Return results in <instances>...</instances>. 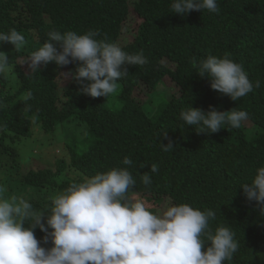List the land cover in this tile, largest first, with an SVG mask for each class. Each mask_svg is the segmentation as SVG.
I'll return each mask as SVG.
<instances>
[{"label": "trees", "instance_id": "16d2710c", "mask_svg": "<svg viewBox=\"0 0 264 264\" xmlns=\"http://www.w3.org/2000/svg\"><path fill=\"white\" fill-rule=\"evenodd\" d=\"M129 1L0 0V33L15 29L26 39L19 51L0 44V52L8 55V71L18 82L15 87L7 73L0 74V187L6 190L0 196L23 197L33 208L46 210L52 192L127 169L136 181L129 199L143 200L157 215L181 204L212 210V234L228 227L238 243L232 260L224 264H264V204L249 201L241 188L264 167V0H216L217 12L202 9L187 15L173 12L174 0H134L133 11L142 23L132 42L122 44ZM53 31L98 32L95 39L116 43L129 55L142 52L147 63L125 65L128 73L117 81L116 92L92 98L72 75H62L75 74L78 61L41 64L31 71L30 55ZM56 47L62 51L60 44ZM225 53L253 84V91L237 101L214 91L192 64L193 57L199 62ZM164 77L180 86L179 96L162 89ZM140 83L147 102L134 96ZM190 106L205 113L213 108L245 111L248 120L239 128L225 123L218 133L197 134L199 126L181 118ZM58 128L68 159L52 166L31 157L20 160L12 146L16 140L47 136ZM166 131L174 142L167 152L161 147L168 144L162 136ZM125 157L130 165L123 163ZM152 164L157 172H150ZM70 171L75 177L59 182ZM144 173H149L150 185L142 183ZM45 235L35 230L41 246L51 248V241L43 243ZM209 246L206 241L205 250Z\"/></svg>", "mask_w": 264, "mask_h": 264}, {"label": "clouds", "instance_id": "9594fccd", "mask_svg": "<svg viewBox=\"0 0 264 264\" xmlns=\"http://www.w3.org/2000/svg\"><path fill=\"white\" fill-rule=\"evenodd\" d=\"M133 2L129 1V15ZM171 8L180 15L202 9L218 11L216 0H174ZM98 35L92 31L83 35L72 31L50 32L48 41L30 55L27 64L35 71L41 64L55 62L67 66L78 61L80 66L75 74L62 75H72L83 94L106 98L116 92L117 81L127 75L125 65L143 66L147 60L142 52L129 55L116 43L95 39ZM2 43H9L19 51L26 39L12 29L0 33ZM56 44H60L62 51H58ZM229 56L228 53L223 58L209 56L199 62L193 57L192 64L201 78L210 80L214 91L237 101L253 91V84L242 66ZM8 70V55L0 52V74ZM162 80L164 84L169 81L176 90L169 93L165 86V92L179 96L180 86L170 77ZM255 86L259 87V82ZM139 88H143L142 83L134 96ZM181 118L189 126H199L195 129L197 134L218 133L225 123L232 128L241 127L248 120V113L215 108L205 113L190 106L181 112ZM162 136L168 139V132ZM161 147L167 152L174 148V142L168 139V144ZM123 163L130 165L132 161L125 157ZM157 171V165L152 164L150 172ZM141 181L150 185L149 173L142 174ZM135 184L127 169H113L72 183L50 198L51 205L46 210L33 208L23 197L0 196V264H224L232 260L238 243L228 227H219L212 234L209 220L215 218L214 211L181 204L167 207L160 215L153 214L143 200L129 199V190ZM241 188L249 201L264 204V167L258 169L250 185ZM5 191L0 187V193ZM37 228L46 234L44 244L51 241V248L41 246L35 236ZM206 241L210 246L205 250Z\"/></svg>", "mask_w": 264, "mask_h": 264}, {"label": "rangeland", "instance_id": "374dc122", "mask_svg": "<svg viewBox=\"0 0 264 264\" xmlns=\"http://www.w3.org/2000/svg\"><path fill=\"white\" fill-rule=\"evenodd\" d=\"M141 20L139 17L134 13L132 9H130V15L127 20V22L124 25V34L121 40L122 44H127L132 42L133 36L136 35V30L140 24ZM12 79V81L15 84V87H17L18 82L16 80V77L14 73L7 71L6 72ZM65 82H68V80H65ZM165 86L168 87V92H175V88L172 87L169 81L166 80ZM164 89V88H162ZM135 96L144 102H147V96L145 93V88H139ZM169 98V96H168ZM155 106V105H154ZM13 147L17 149V151L20 153L21 157L20 160L25 161L27 158H35L39 160L44 165L52 166L56 162V160L65 158L68 159V155L64 148V134L60 128H58L54 134H48L47 136H41L38 137V134H36L34 137L30 138H24L21 140H16L13 144ZM67 177L74 178V173L72 171L63 174L60 177V181L62 182L67 179ZM62 192L56 191L52 192L51 196L54 197ZM51 197V198H52ZM49 200H51L49 198ZM48 208V207H47Z\"/></svg>", "mask_w": 264, "mask_h": 264}]
</instances>
